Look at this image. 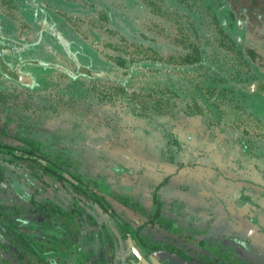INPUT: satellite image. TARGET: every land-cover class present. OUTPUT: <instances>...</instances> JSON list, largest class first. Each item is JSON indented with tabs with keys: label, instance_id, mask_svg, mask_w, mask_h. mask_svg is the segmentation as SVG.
I'll return each instance as SVG.
<instances>
[{
	"label": "rangeland",
	"instance_id": "obj_1",
	"mask_svg": "<svg viewBox=\"0 0 264 264\" xmlns=\"http://www.w3.org/2000/svg\"><path fill=\"white\" fill-rule=\"evenodd\" d=\"M235 1L0 0V263L264 264V38Z\"/></svg>",
	"mask_w": 264,
	"mask_h": 264
},
{
	"label": "trees",
	"instance_id": "obj_2",
	"mask_svg": "<svg viewBox=\"0 0 264 264\" xmlns=\"http://www.w3.org/2000/svg\"><path fill=\"white\" fill-rule=\"evenodd\" d=\"M235 1V0H234ZM237 1V2H236ZM235 1V4H232V9L236 11V13H241L242 10L245 11L247 8H248V2L251 3V5L253 4V8L259 10V6L256 4V6L254 5L255 2L253 0H236ZM252 1V2H251ZM242 9V10H241ZM244 19V17H243ZM0 40L1 41H6L4 40L2 37H0ZM14 42L10 43L9 46L6 42H4V46L5 48H7V50H10V51H14L16 49V45L13 44ZM195 54H197L196 50H195ZM189 57H192V56H189ZM198 57H194L192 58L191 60L187 61V62H193L195 60H197ZM261 64V60L259 62ZM259 64V65H260ZM162 94L160 95H155V94H152V93H149V92H145V91H142V92H133L132 93V97L136 100H134L136 102V104H139V108L140 106L142 105V108L143 109H147L150 107L151 110H153L155 113L157 112H160L161 110H159V106H160V102L162 101ZM2 149V148H1ZM4 149V148H3ZM6 151H9L11 152L12 154L14 155H18V156H24L25 158H31V159H34L36 161H38L40 164L46 166L49 170L53 171L54 173H56V171L53 170L54 167H58L56 164L54 163H51L50 161L46 160V159H43L41 158L40 156H37L35 154H33L32 152H29V153H22L20 151H16L12 148H8V149H5ZM81 187L78 188L80 189L85 195H87L88 197H90L92 200H94L95 202H99L102 204V202L98 199V198H101V200H103V196L94 192L93 189L87 187L86 185H84L83 183H81ZM75 185V184H74ZM72 208H73V212L75 210V207L74 205H71ZM76 211V210H75ZM76 213V212H75ZM120 218V217H119ZM121 219V218H120ZM117 222V220H115ZM120 227H121V230L126 233V229H122V225L117 222ZM137 241L139 242V240L137 239Z\"/></svg>",
	"mask_w": 264,
	"mask_h": 264
},
{
	"label": "flooded vegetation",
	"instance_id": "obj_3",
	"mask_svg": "<svg viewBox=\"0 0 264 264\" xmlns=\"http://www.w3.org/2000/svg\"><path fill=\"white\" fill-rule=\"evenodd\" d=\"M255 9V8H254ZM242 10V9H241ZM255 10H257V9H255ZM230 11H231V14L230 15H232V17H233V21H232V26L235 28V29H237L238 31H241V33L243 34L244 32H246V27H248L247 26V24H248V21L246 20V19H240V17H238L237 15H238V13H236V11L235 10H233L232 8H230ZM242 12H244L243 10H242ZM256 19H257V24H256V26L255 25H252L253 27H255L256 28V33L257 34H260L263 38H264V25L261 23L262 21H264L263 19V17L262 18H260V16H259V14H257V17H256ZM239 34V33H238ZM230 36H231V34H230ZM239 36H240V34H239ZM0 37H2V38H4V37H6V36H2V35H0ZM232 37V36H231ZM241 37H242V35H241ZM7 38V37H6ZM233 38V37H232ZM239 40V39H238ZM242 40V39H241ZM264 40V39H263ZM243 41V40H242ZM243 45H245L246 46V49L248 48V50L246 51L247 53H245L246 54V56L247 57H249L250 55H252V53H255L253 56H257V55H259V56H261L262 57V60H261V63L263 64V65H261L262 66V68H264V50H262L261 48H259V43H250V41H243ZM244 46V47H245ZM245 49V50H246ZM244 53V52H243ZM189 56H192V54H190V55H187L185 58H183V61L184 62H187V61H189V60H191L192 58H194V57H189ZM252 57V56H251ZM251 57H249V59L251 58ZM198 60V59H197ZM197 60H195V61H197ZM195 61H193V62H195ZM199 61V60H198ZM251 61V59L248 61L249 62V64L251 63L250 62ZM193 62H187V63H193ZM257 62H260V60L259 61H256V63ZM253 64V63H252ZM87 66H89V65H87ZM254 67V69H256L257 70V73H261L263 76V78H264V69H262V68H260L259 67V65H257V67H256V64H255V66H253ZM83 72L85 73V75H87L89 78H95V77H99L100 75H104L102 72H100V71H92V69H90L89 67H83ZM11 73L13 74V75H15V73H19V72H17V71H14V70H12L11 71ZM83 73V74H84ZM21 73H19V76H22V75H20ZM23 77V76H22Z\"/></svg>",
	"mask_w": 264,
	"mask_h": 264
},
{
	"label": "crops",
	"instance_id": "obj_4",
	"mask_svg": "<svg viewBox=\"0 0 264 264\" xmlns=\"http://www.w3.org/2000/svg\"><path fill=\"white\" fill-rule=\"evenodd\" d=\"M263 3H264V0H261ZM250 4V2H248V5ZM257 14H259V16H260V18H264V13L261 11V10H255V9H253V10H251V8L250 9H246L244 12H241V13H238V17H244V19H246L247 21H248V24H247V26H250V25H255V24H257V19H256V17H257ZM251 17V18H250ZM264 20V19H263ZM246 29H248L247 27H246ZM10 39H12V38H14V37H9ZM243 37H241V35L239 36V39L241 40ZM14 40L16 41V43H13V44H15L17 47L19 46V44H18V40L19 39H16V38H14ZM12 43V42H11ZM14 235H7L8 237L7 238H10L9 236H16V237H18L15 233H13ZM2 251L4 250V249H1ZM2 259H3V261H4V258L2 257ZM0 264H9V263H5V262H2V263H0ZM35 264V263H34ZM38 264V263H37Z\"/></svg>",
	"mask_w": 264,
	"mask_h": 264
},
{
	"label": "water",
	"instance_id": "obj_5",
	"mask_svg": "<svg viewBox=\"0 0 264 264\" xmlns=\"http://www.w3.org/2000/svg\"><path fill=\"white\" fill-rule=\"evenodd\" d=\"M3 39L6 40V41H1V40H0V48H3V46H4V42H6L8 45H9L11 42L16 43V41L10 39L9 37H7V38L4 37ZM9 46H11V45H9ZM16 48H17V47H16ZM4 49H6V48L4 47ZM7 51H8V52H11L10 50H7ZM20 75H21V74H20ZM13 78H15V79L21 81V76H19V73H15V75H13ZM53 170L56 171V173L61 174L63 177H65L66 179H68L69 181H71L73 184H75V185L81 187L80 182L77 181V180H75L74 178H72L68 173L63 172V171H62L61 169H59L58 167H54ZM98 199L102 202V204H104V201L101 200V198H98ZM114 216H115V215H114ZM114 218H115V220H117V222H119L123 227H125L124 222H123L118 216H115Z\"/></svg>",
	"mask_w": 264,
	"mask_h": 264
}]
</instances>
